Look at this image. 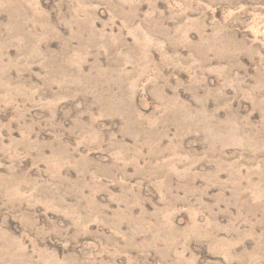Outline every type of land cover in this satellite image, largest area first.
I'll return each mask as SVG.
<instances>
[{
	"label": "rangeland",
	"instance_id": "1",
	"mask_svg": "<svg viewBox=\"0 0 264 264\" xmlns=\"http://www.w3.org/2000/svg\"><path fill=\"white\" fill-rule=\"evenodd\" d=\"M0 264H264V0H0Z\"/></svg>",
	"mask_w": 264,
	"mask_h": 264
}]
</instances>
